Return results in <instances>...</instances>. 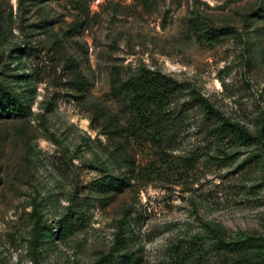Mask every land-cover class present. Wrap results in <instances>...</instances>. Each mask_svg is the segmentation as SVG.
Masks as SVG:
<instances>
[{
    "label": "rangeland",
    "instance_id": "obj_1",
    "mask_svg": "<svg viewBox=\"0 0 264 264\" xmlns=\"http://www.w3.org/2000/svg\"><path fill=\"white\" fill-rule=\"evenodd\" d=\"M0 264H264V0H0Z\"/></svg>",
    "mask_w": 264,
    "mask_h": 264
},
{
    "label": "trees",
    "instance_id": "obj_2",
    "mask_svg": "<svg viewBox=\"0 0 264 264\" xmlns=\"http://www.w3.org/2000/svg\"><path fill=\"white\" fill-rule=\"evenodd\" d=\"M226 129L234 132L235 134L241 136V137H247V132L236 122H229L228 120L223 122Z\"/></svg>",
    "mask_w": 264,
    "mask_h": 264
}]
</instances>
